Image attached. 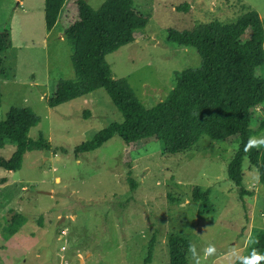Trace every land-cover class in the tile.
Returning <instances> with one entry per match:
<instances>
[{"label": "rangeland", "instance_id": "rangeland-1", "mask_svg": "<svg viewBox=\"0 0 264 264\" xmlns=\"http://www.w3.org/2000/svg\"><path fill=\"white\" fill-rule=\"evenodd\" d=\"M19 1L0 0V31L11 33L12 44L6 58L10 77H0V120L12 106L32 108L40 122L29 137L42 133L51 147L25 153L19 170L0 166V264H144L153 237L151 264H170L169 234L190 239L199 264H246L243 258L264 229V185L248 158L244 186L252 194L242 198L229 179L239 139L231 133L224 140L204 135L191 149L167 155L155 137L128 144L116 135L77 157L78 145L122 121V114L104 89L49 106L57 82L76 77L65 27L77 7L67 0L48 33L45 0ZM87 1L97 9L105 0ZM133 1L151 19L107 62L147 108L167 99L183 70L201 65L195 47L169 41L170 29L234 21L243 3L264 19V0ZM185 3L189 10L179 9ZM249 36L247 31L231 43ZM252 130L253 138L264 139V103ZM15 149L7 141L0 159H10ZM197 187L210 189L207 201L195 199ZM14 214L25 221L15 224ZM209 246L211 253L204 251ZM186 253L187 264H195L190 248Z\"/></svg>", "mask_w": 264, "mask_h": 264}, {"label": "trees", "instance_id": "trees-1", "mask_svg": "<svg viewBox=\"0 0 264 264\" xmlns=\"http://www.w3.org/2000/svg\"><path fill=\"white\" fill-rule=\"evenodd\" d=\"M66 1L45 0L48 30L57 24ZM73 2L77 16L66 25L65 36L72 50L76 77L60 79L48 104L57 107L104 89L122 114V121L110 123L92 139L78 145L77 157L100 148L116 135L128 144L155 137L164 142L167 155L191 149L204 135L217 140L233 135L239 139V145L227 167L229 179L239 188L242 198L252 194L244 186L243 164L248 158L258 169L259 182L264 185V146L248 144L253 139L255 111L264 103V19L252 6L243 3L242 13L231 22L214 20L192 30L170 29L169 41L195 47L201 56V65L183 70L167 99L147 108L126 78L113 76L107 55L133 42L135 31L148 25L151 14L139 11L133 0H105L97 9L87 0ZM189 6L185 3L179 9L189 10ZM247 31H250L247 40L237 45L231 43ZM11 46V33L1 30L2 78L10 77L6 58ZM2 102L0 90V107ZM39 122L40 117L30 107L9 109L6 118L0 120V147L11 141L16 149L10 159H0V166L19 170L25 153L51 147L42 133L38 139L29 137ZM209 194L210 189L197 187L194 197L207 201ZM18 218L25 221L22 215L14 214L15 224ZM154 243L153 237L144 264H151L153 260ZM168 247L170 264H187L186 249L193 248L194 243L183 235L169 234ZM253 250L264 255V229L258 232L250 255ZM257 262L264 264V259Z\"/></svg>", "mask_w": 264, "mask_h": 264}, {"label": "clouds", "instance_id": "clouds-1", "mask_svg": "<svg viewBox=\"0 0 264 264\" xmlns=\"http://www.w3.org/2000/svg\"><path fill=\"white\" fill-rule=\"evenodd\" d=\"M256 143L264 144V139L256 140L255 138H253V139H250L248 142L249 145H253ZM190 251L192 252L193 257L195 258V264H199V258L196 257L195 248L194 247L190 248ZM204 251H206L207 253H211L214 251V249H213V247L209 246ZM243 259L246 261V264H257V261H259L260 259H264V255L258 254L255 252V250H253V252L251 253V255L249 257H245Z\"/></svg>", "mask_w": 264, "mask_h": 264}, {"label": "crops", "instance_id": "crops-1", "mask_svg": "<svg viewBox=\"0 0 264 264\" xmlns=\"http://www.w3.org/2000/svg\"><path fill=\"white\" fill-rule=\"evenodd\" d=\"M21 3H23V0L19 1V4H21ZM58 21H60V20H58ZM55 26H57V24ZM55 26H54V28H55ZM54 28L52 30H48L47 27H46V29L48 30V33H51L54 30ZM61 38H64V36L62 35ZM46 43H48V42H46Z\"/></svg>", "mask_w": 264, "mask_h": 264}]
</instances>
